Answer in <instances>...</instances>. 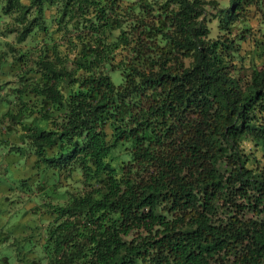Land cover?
Listing matches in <instances>:
<instances>
[{"label": "trees", "instance_id": "obj_1", "mask_svg": "<svg viewBox=\"0 0 264 264\" xmlns=\"http://www.w3.org/2000/svg\"><path fill=\"white\" fill-rule=\"evenodd\" d=\"M9 35L0 264H264V0H0Z\"/></svg>", "mask_w": 264, "mask_h": 264}, {"label": "rangeland", "instance_id": "obj_2", "mask_svg": "<svg viewBox=\"0 0 264 264\" xmlns=\"http://www.w3.org/2000/svg\"><path fill=\"white\" fill-rule=\"evenodd\" d=\"M210 26H211V34H212V36H214V35L217 33L216 22L213 21V22L210 24ZM12 39H13V36H12V35H9V36H7V37L0 36V49H1V48H5V47L3 46V44L1 43L2 41H5V40H7V41H12ZM2 71H4V69L0 68V97L5 98V97H6V96H5L6 93H7V92H10V88H11V87H14V86H15V83H14V82H9V83L6 82V81H8V80L13 81V78H12L11 76H9L7 73H2ZM111 77H112V80H113V82H114L115 84H118V83L120 82V80H121L118 71L111 72ZM0 160L2 161L1 166L5 165V161H3V159H1V155H0ZM8 162H10V161H9V160H6V163H8ZM18 166H19V165H18ZM19 168H20V167H19ZM19 168H17V167H9V170H10L9 172H10V175H11L10 177H18V176H20L19 174H20L22 171H21V169H19ZM1 173H2V167H0V178L4 179V178H3V175H2ZM8 174H9V173H8ZM8 181L11 182L10 179H8ZM0 190H3V191L6 192V190H5L4 187H3V188L1 187ZM5 192H4V193H5ZM1 193H2V192H1ZM14 193H15V192H11V191H10V192L8 193V195H16V194H14ZM0 195H3V193L0 194ZM21 195H24V194H21ZM22 200L25 201V197H23ZM31 205H32L31 203H24V202L21 204V206H23V207H25V208H28V207H30ZM19 207H20V206L18 205V206L15 207V208H19ZM11 210H14V208H11ZM20 216H21V215L15 214V215H13L12 218L19 219ZM27 218H29V216H25L24 218L22 217L21 222L23 223L24 221H26ZM9 231H11V229H9ZM19 231L21 232V228H20ZM7 252L12 254V251H11L10 248L7 249Z\"/></svg>", "mask_w": 264, "mask_h": 264}]
</instances>
